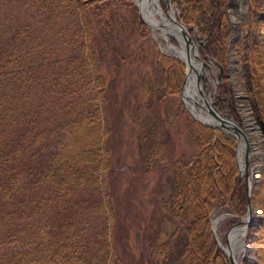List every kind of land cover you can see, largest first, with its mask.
<instances>
[{"label":"trees","instance_id":"16d2710c","mask_svg":"<svg viewBox=\"0 0 264 264\" xmlns=\"http://www.w3.org/2000/svg\"><path fill=\"white\" fill-rule=\"evenodd\" d=\"M96 1L55 0L53 3H58L69 14H76L78 44L74 59L68 62L59 65L44 62L45 46L41 41L32 45L30 34L23 30L18 43L13 34L17 33L16 28L11 35L0 33V196L13 201L18 215H27L24 218L32 216L27 212L29 209L35 211L40 207L39 202L49 200V192L55 199H69L78 194L80 200H84L82 191L86 180L96 183L94 209L103 212L104 200H107L101 176L107 128L104 104L85 106V102H81L79 107L70 109L62 105L60 120L55 118L54 112L48 111V107L63 96L72 98L77 88L85 87L83 89L94 93L92 97L105 91L99 83V93L93 92L92 78L99 74L94 62V34L89 17L95 22L101 41L109 43L116 32L109 3L96 5L93 3ZM172 2L176 20L192 25L200 38L199 59L224 67L230 35L227 0ZM90 6L93 7L90 9ZM133 16L137 29L143 34L146 26ZM244 26L242 44L240 47L232 44L233 52L240 60L246 96L264 132V8L257 7L255 0H247ZM26 27L24 25V29ZM192 32L189 29V33ZM170 41L174 42L171 38ZM150 50L155 65L163 69L155 87L158 96L179 92L183 64L177 58L160 53L154 43ZM204 85L207 87V81ZM229 88V76L220 75L214 106L218 112L227 111L237 120ZM30 92L32 100L28 97ZM186 115L193 123L187 135L195 146L182 165L177 166L178 191L164 204L165 211L181 223L173 264H228L223 252L214 251L209 214L215 204L228 205L235 213L245 210L244 182L237 173L234 156L235 139ZM57 125L65 129L67 140L50 148ZM260 173V185L255 186L260 194L251 187L250 201L264 208V168ZM39 223L19 224V229L6 232L8 242H13L14 235L18 234L19 244H11L8 251L0 249V264H104L113 253L106 231L108 220L98 232L95 250L90 254L84 242L70 243L53 237L54 234L47 235ZM251 238L256 264H264V218L255 223Z\"/></svg>","mask_w":264,"mask_h":264},{"label":"rangeland","instance_id":"374dc122","mask_svg":"<svg viewBox=\"0 0 264 264\" xmlns=\"http://www.w3.org/2000/svg\"><path fill=\"white\" fill-rule=\"evenodd\" d=\"M169 1L174 6L175 15V5L172 0ZM54 2L0 0V33L11 35L17 30V33H13L15 39H18L15 41L17 43L23 36L22 32L30 34L32 45L41 41L45 46L47 55L44 62H56L59 65L75 57L78 44L75 40L76 14L67 13L58 3L54 5ZM103 2L109 3V14L116 36L111 37L109 43L101 41L95 22L89 18L94 34V62L99 74H93V92L99 93V83L105 91L92 97L94 93L83 89L85 87L77 88L72 92V98L63 96L48 107V111L54 112L55 118L60 120L63 117L59 112L62 105L70 109L79 107L81 102H85V106L99 102L104 104L107 128L101 176L107 200H104L103 212L93 207L96 183L91 180L85 181L86 186L82 191L84 200H80L78 194L69 199H55L49 192V200L39 202L40 207L35 211L29 209L27 212L32 216L27 218H24L26 214L18 215L13 201L0 196V249L8 251L11 244H19L18 234L14 235L13 242H8V230L19 229V224L40 222L47 235L54 234L53 237L70 243L82 241L84 246H88L90 254L95 250L94 242L98 232L103 230L108 220L106 231L113 253L104 264H173L172 258L178 249L176 236L181 231V223L165 211L164 204L174 198L178 191L175 174L177 166L182 165L195 146L187 135L193 123L186 115L188 112L183 106L180 90L164 96H158L155 91L163 69L155 65L150 46L154 43L163 55L177 57L169 51L158 30L147 26L146 31L140 33L133 16H137L134 0H98L93 3L101 5ZM255 2L257 7L264 8V0ZM159 3L162 12L167 13L168 8L163 0H159ZM226 9L230 28L228 52L231 51V58L227 52V60L221 69L211 60L201 65L202 89L205 96L215 102L218 77L225 74L229 76L228 93L237 112L236 123L250 133L253 147L258 145L260 148L259 153L255 154H251L252 149H248L249 164L255 163L257 166L251 172V187H255L260 185V172L264 168V132L246 96L240 60L236 59L232 45L240 47L242 44L244 24L247 21V0H227ZM155 17L159 20L158 15L155 14ZM24 25L27 26L25 29ZM192 30L189 34L194 37L197 33ZM197 45L198 52L201 42ZM28 97L32 100V92ZM61 126L56 127L50 148L67 140V132ZM243 155L242 150L241 157ZM254 190L257 195L260 194L257 187ZM178 198H181V193ZM251 206L254 214L243 235V242L248 248L246 252H238V264L257 262L251 236L255 223L264 218V208L255 202H251ZM222 212L228 213L227 217L217 221L214 234L221 246H224L226 231L230 226L240 223V216L245 214V210L235 213L228 205L215 204L209 214V221L212 222L213 217ZM216 250L223 252L220 247Z\"/></svg>","mask_w":264,"mask_h":264},{"label":"water","instance_id":"95a60500","mask_svg":"<svg viewBox=\"0 0 264 264\" xmlns=\"http://www.w3.org/2000/svg\"><path fill=\"white\" fill-rule=\"evenodd\" d=\"M163 2H164L165 7L171 6L174 8V6L170 2H167L165 0H163ZM134 4L136 7V12H137V16H138L139 20L142 23H144L146 26L152 27L158 31H161L160 26L162 25V23L159 20L152 19L151 17L146 16L144 14L141 10L139 0H134ZM173 24L180 28L182 38H183V43L185 44V47L186 48L190 47V50H191L190 52H191L193 58H195V60L198 63V68L195 70V81H194V89H195V93L197 94L198 98H197V100H194L185 92V82H186V77H187V65L181 57L176 56L184 65V74H183V77H182L181 82H180V96H181V100H182L184 108L195 120H197L203 124L209 125L213 129L218 128L224 134H230L235 139V149H234L235 161H236L237 168H238V174L242 175L243 182H244L245 214L243 216H240V218L246 219V221L244 223V230H245L247 224L250 223V220L252 217L251 212H254L252 210V206L250 203L251 181H250L249 176H250V172H251V166L249 167V164H248V157H249L248 143L246 142V138L244 136L243 129L236 123L235 119L227 112H218L214 106V101L210 98H207L204 94V91L202 89L203 79H202L201 65L205 64V62L200 60L198 57V54H197V49L199 47L197 44L200 43V41L198 40V36L195 35L194 37H192L189 34V29H192L193 26L192 25L186 26L183 22H181L180 20H176V19L174 20ZM162 37L165 40V44L169 47L180 45V42L178 41V39L171 34L167 35V37L166 36L165 37L162 36ZM169 38L173 39V41L176 44H172L170 42ZM187 51H189V50H187ZM228 57L231 58V51L230 50L228 52ZM219 69H221L220 66H219ZM189 102H191V103H189ZM195 106H197V107H195ZM195 108H198V109L203 108L204 110H206L207 113H209L213 118H215L219 122V124L210 123L208 121H205V120L199 118L193 112V110ZM240 139H243L245 142L243 144L244 147L242 150L244 152V155L242 157L239 156V152L241 150L238 149V144L240 142L239 141ZM209 224H210V230H211V233L213 236V240L215 242V251L218 247H220L221 250L223 251V253L225 254V257H226L228 264H238L237 260H235V258L233 257L230 248L228 247L227 237H228V234L230 233V231L233 230L238 225L243 224V221L241 220L239 224L232 225L228 228V230L226 231V234H225L224 246H221L219 241L216 239V236L214 234L213 225H212L211 221L209 222Z\"/></svg>","mask_w":264,"mask_h":264},{"label":"bare ground","instance_id":"6f19581e","mask_svg":"<svg viewBox=\"0 0 264 264\" xmlns=\"http://www.w3.org/2000/svg\"><path fill=\"white\" fill-rule=\"evenodd\" d=\"M165 1L170 2L169 0H165ZM139 2H140L141 10L146 16H149L155 20L157 19L155 17V14L159 16V21L162 23V25L160 26L161 31H159V34L161 36L167 37V35L171 34V35L175 36L178 39V41L180 42V45H177V46H172V47H169L167 45L166 46L169 48V51L172 54H174L175 56L181 57L185 61L186 65H187V77H186V82H185V92L192 99L197 100L198 97H197V94L195 93L194 81H195V70L198 68V63L195 60V58H193V56L190 52L191 51L190 47L189 48L185 47V44L183 43V38H182L180 28L173 24L174 20H175L174 8L169 6V7H167L168 12L163 13L162 8L160 7L159 0H139ZM187 50H189V51H187ZM189 103H191V102H189ZM193 112L199 118H201L205 121H208L210 123L219 124V122L215 118H213L209 113H207L206 110H204L203 108H199V109L195 108L193 110ZM243 133H244V136L246 138V142L248 143L249 149H252L251 154H255L257 152L259 153V151H260L259 146L256 145L255 147H253V143L251 142L252 139L250 140V138H251V136L249 135L250 133H247L245 130H243ZM239 141L240 142L238 144V149H240L242 151V149L244 147L243 144L245 142L243 139H240ZM250 146H252V147L250 148ZM241 151L239 152L240 157H241ZM256 168H257V166L255 165V163H252L251 172L253 173L256 170ZM252 214H254V212H251V216H253ZM224 217H227V213L222 212V213L214 216L212 219L213 228H215V224L217 223V221L219 219L224 218ZM242 221H243V224H240L236 229L231 230L230 233L228 234V237H227L228 247L230 248L231 253H232L233 257L235 258V260H237L238 252L240 250H243L246 252V250L248 248V246L246 244H244V242H243L244 223H245L246 219L243 218Z\"/></svg>","mask_w":264,"mask_h":264}]
</instances>
